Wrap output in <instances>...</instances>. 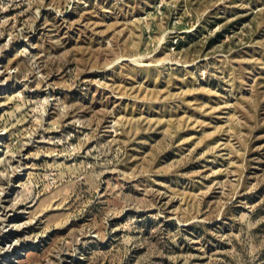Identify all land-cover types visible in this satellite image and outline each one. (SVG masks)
Masks as SVG:
<instances>
[{"label": "rangeland", "instance_id": "1", "mask_svg": "<svg viewBox=\"0 0 264 264\" xmlns=\"http://www.w3.org/2000/svg\"><path fill=\"white\" fill-rule=\"evenodd\" d=\"M0 264H264V0H0Z\"/></svg>", "mask_w": 264, "mask_h": 264}]
</instances>
